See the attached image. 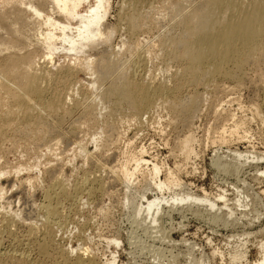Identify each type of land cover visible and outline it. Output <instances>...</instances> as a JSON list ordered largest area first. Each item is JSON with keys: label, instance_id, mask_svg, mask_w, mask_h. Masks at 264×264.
<instances>
[{"label": "rangeland", "instance_id": "374dc122", "mask_svg": "<svg viewBox=\"0 0 264 264\" xmlns=\"http://www.w3.org/2000/svg\"><path fill=\"white\" fill-rule=\"evenodd\" d=\"M134 1L136 5L139 2L137 12L148 10L147 12L150 11V13H155L164 2V0H111L110 13L106 21L110 25H116L117 31L111 37L109 51L114 48L116 52L119 46L130 38L133 39L132 41L141 40L142 43L138 47L141 46L144 53L147 49L151 52L146 55V60L143 66L138 68L135 77L141 80L152 78L155 82L162 81L172 85L176 72L181 68V60L162 56L160 44L170 36L179 33V28L172 20L165 19L159 24L160 26L149 24L139 32H132L126 20L120 17L125 12L131 13L133 9L135 11ZM138 47H135L134 51L143 53ZM84 56V53L74 54V52L62 49L54 54L53 59H49L51 62L47 65L53 73L57 72L54 75L58 79L65 75L63 68L67 66L66 69H68V66L79 65L78 63ZM256 63V61L247 60L240 73V80L219 76L212 81L213 84L197 86L199 92H202L205 97L198 105V112L196 110V114H193V123L190 127L175 119L177 113L173 108L175 104L173 96L158 100L148 112L143 114L140 121L117 116V121L120 122L121 119V136L117 139L118 142L115 141L116 143L106 147L102 143L106 139L107 123L105 122L109 116H106V119L103 116L108 108L104 109L101 101H98L99 97L95 99L98 102L96 112L101 118L100 122L82 123L83 126L81 125L74 135L69 132L70 119L66 115L65 123H61L63 125L61 127L66 130L64 132L68 131L67 133L70 134L67 139L65 137L63 141L61 140L58 148L56 146L51 148L52 151L47 149L48 145L45 143L40 148L41 150L32 151L29 146L26 148L23 145L24 140L20 139L21 135H24L25 129L22 128L25 126L19 124V129L16 123V126L9 127L8 142L4 143L5 148L3 147L0 151V167L22 164L24 169L19 173L10 169L9 173L5 172L3 177H0V188L3 186L1 191H4L3 193L0 191V238L3 241L0 251L4 253L3 255L0 252V264L62 262L67 252L64 251L62 255V247L79 246H81V251L89 249L95 259L94 264H105L106 260H110L113 256H116L114 264H253L258 261L264 249V78L260 76L263 74L264 64ZM59 72L61 75H57L60 74ZM73 73L68 75L70 81H73L71 82L73 89L68 88L65 92L66 95H69V92L74 93L75 97L73 96V99L72 96H68L64 105L66 108L61 110L62 114L64 110L74 106L76 98L79 97L76 96L77 92L92 88V78H95L89 71L78 70ZM61 77L56 80L58 84L53 83L54 87L59 85ZM194 84L196 85V82ZM193 87L194 85L187 86L180 95L184 96L186 92H192ZM96 94L95 91L89 99L95 97ZM255 106L259 109V113ZM212 108H219L218 110L223 113L224 117L217 120V113L214 114ZM14 127L18 128L19 132ZM13 128L16 131H13ZM190 132L195 139H193L192 147L196 153L193 151L190 157H186L176 142L178 138L182 139ZM220 134L226 136L224 141L220 139ZM71 135L75 137H70ZM28 139L29 144L32 140L34 141L30 137ZM14 142H17L18 146ZM13 147H19V149ZM234 152H248L250 156L258 155L263 158H254V160L251 157L247 159L233 157ZM136 155L147 160V164L143 163L140 172L138 171L130 180L128 179L131 181L128 182L121 170L123 165L133 169ZM220 157L232 162L226 166L232 165L239 171L236 169L234 174L232 171L218 168L214 159L221 160ZM155 163L161 168L160 177L162 179L169 175L170 170L176 171L175 173L183 181L182 185L159 191L152 183V178L150 176L145 178L143 174ZM237 165L240 166L237 167ZM30 167L32 170L29 169ZM55 175H62L66 183L70 184L69 187L67 186V193L71 192L68 194L73 195L68 196L66 193V196L60 195L62 198L59 196L52 201L53 204L61 201V205L58 203V206L64 208L61 210V212L65 211L62 213L64 219L62 218L61 223H65V226L59 224L60 222L59 226L56 223L57 228L56 224L53 225L55 227H52L50 235L44 234L46 231L42 227H39L38 232H31L34 220L36 222L37 219V224H40L38 215L36 217L35 214L32 217L33 221L27 217L17 216L31 201H34L33 204L38 208L46 202L44 191L48 185L53 183ZM88 176L87 179L90 181H83ZM94 176L98 178L95 182ZM28 179H30L29 182ZM77 182L81 189L75 192ZM180 192L186 195H181L182 199L175 201L174 197ZM224 196L227 200H220ZM239 198L242 199L240 202L237 201ZM151 199L157 201L156 206H158L155 209L156 212L161 213H158L161 217L158 225L154 224L152 211L143 217L136 215L135 210L137 209L133 202L144 205L145 200ZM141 200H144V203ZM214 207L216 210L213 209ZM222 211L229 214L230 222L226 223L225 219L215 218L218 213L222 214ZM7 215L11 218H7ZM140 217L141 219H138ZM12 218L14 222H11ZM6 223H9V227ZM166 233L172 239L171 241L167 240ZM50 236L53 239H49ZM116 236L119 238L118 245L110 242V239ZM45 239L50 245L47 254L40 251V243L45 242ZM240 245L243 246V257L234 262L231 253ZM75 256L76 254L72 255L73 258Z\"/></svg>", "mask_w": 264, "mask_h": 264}, {"label": "bare ground", "instance_id": "6f19581e", "mask_svg": "<svg viewBox=\"0 0 264 264\" xmlns=\"http://www.w3.org/2000/svg\"><path fill=\"white\" fill-rule=\"evenodd\" d=\"M133 3L135 6V1ZM137 3L139 4V2ZM138 4L136 5L135 11L133 9L131 13L125 12L123 15L121 14L120 17L126 20L132 32H139L145 25H159L165 19L172 20L175 26L179 28V33L175 32L176 34L174 36H170L160 44L162 49L160 51L163 53L162 56L166 55L170 59L181 60V68L176 72L172 85L162 81L155 82L152 78H143L142 80L139 78V80L135 77L138 68L143 66L146 55L151 52L150 49H147L146 54L141 46L138 47L142 43L141 40L137 39L132 41L133 39L130 38L123 44L121 43L122 45L119 46L120 48H118L116 52H114V48H112V51H109L111 37L117 31L116 25H110L106 21L110 13L111 0H0V151L3 150L4 143H6V141L8 142L7 131L9 127L16 126V123L17 127L19 124L21 126L23 124V127L25 126L24 128L21 127L25 129V132L23 131L24 135H21L22 137L20 139L24 140L23 145L26 148L29 146L32 148V151L35 149L41 150L40 148L43 147L44 143L48 145V150H51V148L55 146L57 147L63 138L66 137L67 139L68 134L73 133L76 135L74 132H76L81 125L83 126L82 123L87 121L96 123L101 119L96 112V106H98V102L95 99L96 97L100 98L98 101H101L104 109L108 108L103 116L105 119L106 116H109L105 122L107 123V129H105L107 133V135L105 134L106 139H102V145L105 147L117 141L121 136V119L120 122L117 121V116H121V118L123 117L127 120L135 119L140 121L143 114L148 112L158 100L165 97H174L175 104L173 108H175V112L177 113L175 119L182 121L183 125L190 127L191 123H193L192 116L194 113L196 114V110L198 112V105L205 97L202 92H199L197 86L200 87V85L203 86L205 84L210 85L212 81H215L219 76H223L227 79L233 78L235 80H240V73L244 65H246L247 60L256 61L258 64H264V0H164L159 9L156 7L158 9L156 10L159 11L157 13L155 10L156 14L154 12L150 13V11L147 12L148 10L145 12L141 10L137 12ZM135 47L142 48L141 50L143 53L140 51L137 52V50L134 51ZM147 48H149V46H147ZM62 49L68 52H74V54L84 53V55H88V57L84 56L80 62L78 61L79 65H74L75 67H72V65L68 66V69H66L67 66L63 68V73L65 72V75L64 77L60 76L59 85H55L57 87H54L53 85L57 83L56 80L60 77L58 79L56 78L54 75L56 71L53 73L47 63L51 62L49 59H53L54 54ZM91 52H94L93 56ZM78 70L89 71V73L95 76V78H92V88H90V90L86 89L83 92H77L78 95L76 96L79 97L76 98L74 106H67L69 108L64 110L62 114L61 110L64 108L68 96H72L71 98L73 99L75 97L74 93L69 92V95H66L65 92L68 91V88L73 89L71 88V82L73 81H70V76L68 75ZM262 72L263 74L260 76L264 78V71ZM57 75H61V73ZM67 76L68 80L66 78ZM193 81L196 82V85ZM189 85H194V90L192 92H186L184 96L180 95L181 91L184 88L186 89ZM95 91L97 92L95 97L89 99L90 95L92 96V93ZM218 109H213L214 114L217 113V120L224 117L222 115L223 113ZM255 109H257V107ZM257 111L256 112L259 113V109H257ZM101 112H103L102 109ZM101 112L98 111V113ZM66 115L69 116L70 119V128L68 127L70 133H67L68 131L64 132L66 130H63L61 127ZM64 125L66 126V124ZM14 128L16 129V127ZM14 128L13 131H18L20 129L17 128L14 130ZM224 136L225 135L220 136L222 141L226 138V136ZM29 137L34 139V141L30 140L31 144H29ZM70 137L75 136L71 135ZM193 139L194 137L190 132L184 138H178V141L176 140L178 148H180V151H182L186 157H190L194 151L192 147V142H194ZM14 144L17 145V142H14ZM17 148L19 149V147ZM194 153L196 152L194 151ZM233 155V157H244L245 159L250 157L253 159L263 158L258 155L250 156L248 152H234ZM225 159L221 158V160H219L216 158L214 159V163L218 168L224 169L225 171H232L235 174L237 168L235 169L232 165L226 166V164H232V162H228V159ZM135 160L136 162L133 169H129L127 165H123L121 171L126 180H130L138 171L140 172L142 164L147 162L143 157L138 156ZM222 160H224V162ZM10 165L6 168L0 167V177H3L2 175L5 174V172L9 173L11 171L10 169L14 170L16 173L24 169L22 164L13 165V167H10ZM238 166L240 165H237V167ZM160 172V166L155 163L151 168H147L143 174L145 178L146 176L152 178V183L159 191L182 185L183 181L181 177L175 173L176 171L173 172L170 170L169 175L164 179L160 177ZM61 176L62 175H57L54 181H52L53 183L50 184V186L48 185V188L45 189L44 196L46 202L39 205L40 208L33 204L34 201H31L33 206L30 203L27 207H23L25 210L22 209L20 214L17 213V217H27L30 219H32L35 214L36 217L38 215L37 218L40 224H37V219L36 222L32 219L31 221L34 222V226L31 227V232H36L39 227H42V229L45 228L46 231L44 234L47 233V235H50L53 225L59 222V224H63L61 223L64 217L62 213H65V211L61 212V210L64 208H59V199H57V204H53L52 202L60 195L66 196L67 186L69 187L70 185H68ZM95 177L96 176H94L93 179L94 182L96 181L95 179L98 180V178ZM85 178L86 180L83 181L89 180L87 179L89 176ZM29 180L30 179H28V182ZM129 180L128 182H131ZM78 182L76 186L74 185L75 192L77 189H81ZM84 184H86V182ZM1 188H3V186ZM1 188L0 191L3 190ZM90 189L92 190L93 188ZM68 193V196H73ZM142 195L146 196L144 194ZM181 195L186 194L180 192L174 197V200L180 201L182 199ZM2 196L4 195L2 194ZM76 198H78L77 195ZM144 199L146 198L144 197ZM220 200L227 199H225L224 196L220 198ZM241 200V198L237 199L238 202ZM141 201L143 202L144 200ZM156 202L157 201L153 199L145 200V203L143 202L144 205L133 202L137 209L135 210L137 211L136 215L138 217H143L152 211L151 215L154 216V224L158 225L161 213L156 212L155 207L158 206H156ZM215 208L216 207L213 209ZM213 214L215 213L213 212ZM217 215L218 216L215 215L216 219L221 218L225 219L226 223L230 222L229 214L222 211V214L218 213ZM141 217L138 219H141ZM7 218L11 217L7 215ZM1 221L7 222L4 220ZM11 222H14L13 218ZM6 224L9 227V223ZM57 224L55 225L56 228ZM63 226H65V223ZM166 235L168 238L167 240L170 239L169 241H171L172 239L168 236V233H166ZM166 235H164V237ZM50 238L53 239L51 236L49 239ZM46 239L45 242L40 241V251L44 254H47L50 248L49 242ZM1 242L3 241H1L0 238V246H2ZM110 242H114L118 245L119 238L117 236L112 237ZM242 247L243 246L240 245L232 251L231 258L234 262L242 259ZM62 248V255L64 251H67V254L65 253L63 256L62 262H53V264H94L95 259L90 254L88 248V250L84 249L83 251L80 249L81 246L75 248ZM4 251H6V249ZM2 254L4 255V253ZM73 254H76L74 258L72 257ZM115 257L116 256H113L110 260H106L105 264H114L116 261ZM253 264H264V249L261 258Z\"/></svg>", "mask_w": 264, "mask_h": 264}]
</instances>
